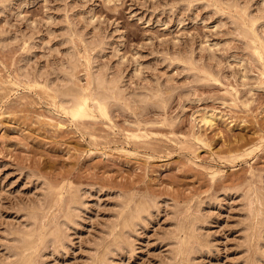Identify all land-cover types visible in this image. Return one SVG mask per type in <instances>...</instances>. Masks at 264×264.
Listing matches in <instances>:
<instances>
[{
    "label": "rangeland",
    "instance_id": "rangeland-1",
    "mask_svg": "<svg viewBox=\"0 0 264 264\" xmlns=\"http://www.w3.org/2000/svg\"><path fill=\"white\" fill-rule=\"evenodd\" d=\"M263 217L264 0H0V264H264Z\"/></svg>",
    "mask_w": 264,
    "mask_h": 264
},
{
    "label": "bare ground",
    "instance_id": "bare-ground-1",
    "mask_svg": "<svg viewBox=\"0 0 264 264\" xmlns=\"http://www.w3.org/2000/svg\"><path fill=\"white\" fill-rule=\"evenodd\" d=\"M245 28H247V27H245ZM244 30H247V29H244L243 28V31ZM245 32V31H244ZM253 36V35H252ZM261 54V53H260ZM98 73H96V75H94V76H92L91 78H90V84L88 85L89 86V88H90V92L92 93V94H90L91 96H89L88 95V92H87V89H83L82 87H81V89H79V88H76V87H69V88H66V90H65V93H66V95L68 96V101L70 102V104L71 103H73L74 105H76V106H79V105H82L83 104V99L84 98H87V99H91V100H93V102L95 101V102H99V103H101V104H103L105 107V109H107V105L111 102V100L113 99V98H115L114 96H116L115 94H114V96L113 95H111L110 93L111 92H114V90H115V93H116V84H114L115 82H112V81H108L107 80V77L105 78V76L104 77H102L101 76V74L100 75H97ZM108 76V75H107ZM66 80H67V78H65ZM110 79V78H109ZM115 81V80H114ZM66 82V81H65ZM119 83V82H118ZM117 83V84H118ZM83 89V90H82ZM89 90V89H88ZM95 91V92H94ZM121 96V95H120ZM160 96V95H159ZM66 97V96H65ZM117 97V96H116ZM67 98V97H66ZM65 98V99H66ZM142 98V97H141ZM148 98V97H147ZM116 99V98H115ZM115 99H113V100H115ZM67 100V99H66ZM86 100V99H85ZM84 100V101H85ZM116 101V100H115ZM89 102V101H88ZM92 105V104H91ZM94 105H96V104H94ZM111 105V104H110ZM90 106V105H89ZM97 108V107H96ZM100 108V107H99ZM76 109V108H75ZM73 111V110H72ZM103 115V114H102ZM84 117V116H83ZM62 195V194H61ZM69 195V194H68ZM253 201V200H252ZM259 201V200H258ZM129 202V201H128ZM139 203V202H138ZM137 203V204H138ZM149 203V202H148ZM136 204V205H137ZM58 205V204H57ZM126 205H127V203H126ZM133 205H135V204H133ZM133 205H131V206H133ZM141 205H142V203H141ZM141 205H137V206H134V207H131L130 205H129V207H130V210H129V212H127V214H125V222H123V223H125V224H123V226L124 225H126V226H130L131 224H133L134 222L136 223V219H139V218H141V216L143 215V213H144V209L146 208L145 207V205H143V206H141ZM127 207V206H126ZM72 209V208H71ZM46 211V210H45ZM64 211V210H63ZM259 211V210H258ZM60 212V211H59ZM71 212V211H70ZM38 213V212H37ZM70 214V213H69ZM55 215V214H54ZM71 215V214H70ZM261 216V215H260ZM256 217V216H255ZM256 218H258V217H256ZM264 218V217H263ZM71 219V218H70ZM46 223V222H45ZM32 224V223H31ZM38 224V223H37ZM119 224V223H118ZM256 224V223H255ZM254 224V225H255ZM258 224V223H257ZM59 225V224H58ZM185 227V226H184ZM189 227V226H188ZM256 227V226H255ZM262 227V226H261ZM59 228V227H58ZM113 228V227H112ZM191 228H192V226H191ZM50 229H51V226H50ZM259 229V228H258ZM263 229V228H262ZM55 230H59V229H53V235H54V233H55V235H56V237H57V231H55ZM35 231H36V229H35ZM39 231V230H38ZM40 231H42V229L40 230ZM55 231V232H54ZM63 231V230H62ZM262 231V230H261ZM34 232V231H33ZM51 232V233H52ZM254 232V231H253ZM40 234V233H39ZM42 234H43V232H42ZM48 234V233H47ZM186 234H187V232H186ZM24 235H26V234H24ZM51 235V234H50ZM49 235V236H50ZM52 235V236H53ZM42 236V235H41ZM58 236H59V233H58ZM119 236V235H118ZM187 236V235H186ZM254 236V235H253ZM37 237V236H36ZM39 237H40V235H39ZM56 237H54V238H56ZM124 237V236H123ZM28 238V237H27ZM52 238H50V240H51ZM61 239V238H60ZM117 239V238H116ZM19 241H20V243H22L26 248L25 249H29L30 250V247L31 246H35V242L33 243V241H29V240H27V239H25V237H20L19 239H18ZM39 240V239H38ZM42 241H43V239H41ZM18 241V242H19ZM35 241H36V239H35ZM46 241V240H45ZM192 241H194V240H192ZM55 242V241H54ZM197 242V241H196ZM254 242V241H253ZM116 244V243H115ZM16 245V244H15ZM110 245V244H109ZM121 245V244H120ZM19 246V245H18ZM36 246H37V244H36ZM112 246V245H111ZM33 249H34V247H32L31 248V250H30V252L28 253L29 255H28V257H26V256H24L23 257V260L21 261V262H23L22 264H33L32 263V260H31V257L30 256H32V254L35 252V251H33ZM28 250V251H29ZM188 250V249H187ZM25 252H26V250H25ZM19 253V252H18ZM187 253V252H186ZM37 254V253H36ZM22 255H23V253H22ZM102 255V254H101ZM99 257V256H98ZM181 257V256H180ZM96 258V257H95ZM94 258V259H95ZM183 259V258H182ZM39 260V259H38ZM180 260V259H179ZM35 262V261H34ZM37 263V262H36ZM98 263V262H97ZM96 263V264H97ZM182 263V262H181ZM35 264V263H34ZM182 264H184V263H182Z\"/></svg>",
    "mask_w": 264,
    "mask_h": 264
}]
</instances>
